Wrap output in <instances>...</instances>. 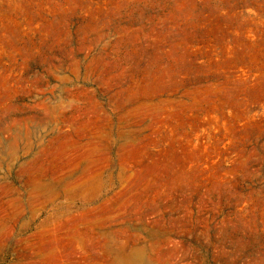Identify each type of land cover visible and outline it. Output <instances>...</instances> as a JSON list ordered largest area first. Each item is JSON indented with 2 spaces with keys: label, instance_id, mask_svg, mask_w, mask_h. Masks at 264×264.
<instances>
[{
  "label": "rangeland",
  "instance_id": "rangeland-1",
  "mask_svg": "<svg viewBox=\"0 0 264 264\" xmlns=\"http://www.w3.org/2000/svg\"><path fill=\"white\" fill-rule=\"evenodd\" d=\"M0 264H264V0H0Z\"/></svg>",
  "mask_w": 264,
  "mask_h": 264
}]
</instances>
